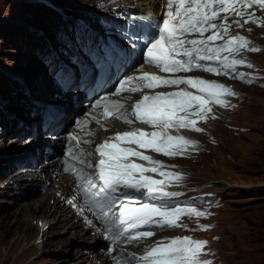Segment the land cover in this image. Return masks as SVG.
I'll use <instances>...</instances> for the list:
<instances>
[{
	"label": "rangeland",
	"instance_id": "1",
	"mask_svg": "<svg viewBox=\"0 0 264 264\" xmlns=\"http://www.w3.org/2000/svg\"><path fill=\"white\" fill-rule=\"evenodd\" d=\"M100 3L101 0H45V3L41 0H0V217L3 216V220L17 205L27 206L44 198L46 189L52 186L50 180L45 190L40 189L39 183L34 187L24 185L28 177L11 179L16 176L10 173L18 172L13 171L15 166L7 169L14 164L12 159L33 150L35 142L24 139L30 132L31 121L38 119L39 107L54 99L61 102L63 109L75 104L72 95L78 92L62 95L48 69L59 61L57 55L66 59L68 53L65 51L75 49L72 29L77 25V16L94 26L98 14L103 12L98 8ZM121 3L119 0L108 7L128 8ZM257 18L259 23L255 20L244 30L252 33L256 45L262 47L261 52L250 54V57L264 69V17ZM85 30L87 28L82 29ZM44 55L51 61L49 67L42 60ZM22 69H25V75L15 77L14 73ZM41 80L49 86L45 87L43 83L41 87ZM233 83L241 92L239 97H235L238 93L234 95L237 106L219 109L206 124L210 132L193 137L195 145H201L193 149V157L176 162L188 174L187 186H206L210 189L203 191L211 190L223 197V206L212 218L216 227L208 232L216 261L220 264H264V86ZM56 92L62 98L55 97ZM45 96H48L47 100ZM32 110L35 111L33 117ZM73 113L79 114L78 111ZM20 120L24 121L23 126H29L18 141L17 132L23 127L18 126ZM95 137L100 140L99 133ZM42 152L37 155L40 157ZM56 193L62 198L61 191ZM49 202L53 203L54 199L50 198ZM21 212L20 207L10 218L16 219ZM76 217L80 216L76 214ZM37 218L32 219L34 225ZM59 218L58 215L44 218V223L49 225L48 235H38L40 244L29 251L26 250L34 243L36 233L30 241L22 238L17 242L13 228L9 232L6 227H1L0 264H98L95 254L102 249L103 236L98 239L89 236L101 233L89 230L90 226L84 224L89 231L79 234L70 230L67 223L58 224ZM52 222L55 228L51 227ZM58 239H62L61 243L56 242Z\"/></svg>",
	"mask_w": 264,
	"mask_h": 264
},
{
	"label": "snow or ice",
	"instance_id": "2",
	"mask_svg": "<svg viewBox=\"0 0 264 264\" xmlns=\"http://www.w3.org/2000/svg\"><path fill=\"white\" fill-rule=\"evenodd\" d=\"M214 5L216 6L214 8ZM251 8L258 5L264 8V0H167V18L162 25L151 24L156 35L150 37L145 44V59L149 64H154L164 72L178 73L190 72L193 69H203L207 72L218 75H228L229 71L235 72L237 65L245 64L242 59L221 57L222 51L238 52L241 48H248L249 51H259V48L248 47L251 44L246 37L241 35L231 36L222 46H212L211 42L216 39H223L227 35L231 24L227 23V15L223 17L221 24L212 23L219 18V13L229 12L243 17L245 13L240 7ZM254 14H249L245 23L252 22ZM256 22H260L257 18ZM239 27H243L239 20L234 21ZM264 26V23H262ZM212 31V35L203 37V34ZM198 33L200 39H184L188 34ZM190 45V47H185ZM201 53H204L201 55ZM179 57H186L181 59ZM200 61H220L223 69H218L211 65H205ZM248 67H252L249 63ZM246 73H239V78L244 80ZM137 82V86L128 87ZM246 82L251 83L252 79ZM187 84L197 88L200 95L192 92L180 90L176 92H158L154 95H145L133 108L132 116L146 125L159 128L161 131L145 132L137 130L134 132L117 133L111 140L97 146L96 151L102 157L98 164V178L102 182L101 192L115 190L117 186L124 185L133 189H147L149 195L174 196L179 193H171L163 190L161 185L164 181L153 179L144 175L145 172H157L167 167L162 161L154 160L152 157L144 155L140 151H135L131 147H122V142L135 143L141 148H151L156 152L167 156L183 155L184 149L188 145H195V141L186 139L183 136H171L167 129L171 127L190 128L200 132L203 129L196 127V120L189 117L195 116L201 120L207 119V114L212 111L210 103L214 102L227 106V101L223 99L226 95H235L231 88L219 84L215 81L205 80L199 77H176L164 78L159 75L143 72L139 76H129L121 81L119 91H140L144 88L153 89L161 85ZM100 102L98 101L97 104ZM116 111L123 105L118 101H108ZM195 109L194 111H190ZM184 113L185 115H181ZM107 105L105 115H113ZM120 118L128 123L132 121L128 116L120 113ZM73 139H76L73 136ZM131 156L139 157L148 161L156 167L147 168L130 160ZM160 175L179 180L181 174L174 172L160 171ZM71 202V201H70ZM206 215L204 212L192 208L164 209L156 204H143L140 207L129 208L124 205L122 216L126 217L129 228H135L141 224L157 223L159 226L178 227L177 220L180 215ZM154 217L160 219L153 220ZM210 225H201L207 230ZM154 235L152 232H139L135 238H144ZM205 240H193L190 237H177L170 244H161L152 247L143 259L151 260V264H211L210 261H201L199 255L205 245Z\"/></svg>",
	"mask_w": 264,
	"mask_h": 264
},
{
	"label": "bare ground",
	"instance_id": "3",
	"mask_svg": "<svg viewBox=\"0 0 264 264\" xmlns=\"http://www.w3.org/2000/svg\"><path fill=\"white\" fill-rule=\"evenodd\" d=\"M121 1H122L121 4H123L125 7L136 9L137 11L139 10V11H142V12L147 11V10L158 11L161 8V5L164 4V0H121ZM230 20L231 19L228 18V21H230ZM65 57L67 59L68 55L66 54ZM48 71H49V69H48ZM25 72H26L25 69L16 71L14 73V76L18 77V78L19 77L21 78V77H23L25 75ZM43 83H44V81L41 80V82H40L41 87H42ZM47 85L49 86V84H47V83L45 84L44 83L43 86L47 87ZM49 93H50V90H49ZM78 95H80V92H78ZM44 99L47 100L48 96H45ZM42 108H43V106L39 107L38 116H37L38 118L40 116V111H41ZM64 110L72 112V113L74 111H76V112L78 111V113L81 114V110L78 109L75 106V104L73 105L72 103L70 104L69 107H67ZM67 119H70V118H67ZM109 123L111 125V124H113L115 122L112 121V120H109ZM27 125H29V124H27ZM27 125L21 127L19 129V131L17 132V135H19V134H21L23 132H27L28 131V128L26 127ZM206 128H209L208 125L206 126ZM210 130H209V132H210ZM114 131L115 130L104 132L103 135L101 136V138H99V139H102L103 137L106 136V134H108V133L111 134ZM94 132H95V130L93 131L92 138H94L96 136V134L98 133L97 130H96L95 134H94ZM177 132L180 135H183L185 137H189L193 141H195V139L191 138V137H194V136L198 135L197 133L186 132L185 130H179ZM39 134L42 135L41 137H44V139L47 140V141H45L46 144H48L50 142V138L47 135L45 136L42 131H39ZM17 135H16L17 140L18 141L21 140V138H18ZM200 146L197 147V148H200ZM42 155H43V152L41 153L40 157ZM16 159H17V157H15V159H12L11 163H14V164H12L7 169V171L9 169H11V168H14ZM51 159L53 161L52 165H49L48 167H44V171L46 172L45 180H50L53 187L50 186V187H48L46 189L47 193L44 196V198H42V199L40 198V200L39 199L35 200L33 203L27 204V206L17 205L16 209L6 213L7 217L4 220L2 219L3 216L0 217V228L1 227H6L7 231H9V229L13 228V231L17 233V235H16L17 237L15 239V241H17V242H20L22 240V238H27L30 241L33 238L34 234L35 233L37 234V236H36V238L34 240V243H32L31 246H29L28 250H26V251L32 250L35 247H37L36 244H40L37 241L38 240V235H40L41 230L43 231L45 229V226L47 225V223H44V218H46V217L47 218H51V217H54V216L58 215L60 217L59 221H58V224L67 223V225H70V230L73 229L75 232H77L79 234H81L83 232L86 233L89 230H93L91 227L89 228V230H88V228H84V224L85 223L83 221L84 220L83 217H79V218L76 217L75 210L70 205H68L66 203V199H68L69 196H73L72 188L74 186V180H73V178L71 176L65 175V174L60 176L59 180H56V178L53 177V173L55 172V169H53L51 172L49 170H50V167H53V168L58 167L59 163H58L56 158L52 157ZM16 171L18 172L16 174H15V172L10 173L11 176H14V175L16 176V178L10 176L11 179L20 180V179H24V178H27V177L29 178L30 177L29 174L27 173V169L16 170ZM9 184H10V181H9V183L7 185V188L9 187ZM26 184H24V185H26ZM56 184H58L57 187L59 188V190L56 188ZM58 191H61V195H65L64 199H61V196H57L56 192H58ZM50 198L54 199L53 203L49 202ZM20 207L22 208V212L20 213V216L17 217L16 219L10 218V216H12L13 214H17L18 213ZM39 214H43L41 216L44 217V218H42ZM34 218L38 219L37 223L35 225L32 222V219H34ZM30 219H31V221H30ZM40 219H41L42 222L40 221ZM39 221L41 222V225H39ZM53 224L54 223L52 222L51 223V227L55 228V226ZM70 230H68L67 233ZM11 231H12V229H11ZM11 231H9V232H11ZM47 231H48L47 229L44 230L42 235H48L49 231L48 232ZM13 235H14V233H13ZM99 236L101 237L103 235L102 234L101 235L96 234L94 236V234H93V236H89V237H91L93 239H98ZM61 241H62V239H58V241H56V242L61 243ZM95 256H96L97 260H99V261L101 260L104 263L109 261V263L111 264V256L106 254V253H104V252H102L101 248L98 251V253L95 254Z\"/></svg>",
	"mask_w": 264,
	"mask_h": 264
},
{
	"label": "clouds",
	"instance_id": "4",
	"mask_svg": "<svg viewBox=\"0 0 264 264\" xmlns=\"http://www.w3.org/2000/svg\"><path fill=\"white\" fill-rule=\"evenodd\" d=\"M251 36L253 37V35H252V33H251ZM255 43H256V41H255ZM259 46V45H258ZM261 47V46H260ZM250 54H253V53H248V52H245L243 55H242V57L244 58V59H249V58H251L250 57ZM252 60V59H251ZM253 61V60H252ZM260 67V66H259ZM262 68V67H261ZM263 69V68H262ZM261 74H264V69L261 71ZM221 80V79H223L224 81H221V82H224V83H227V84H229V85H232L231 86V88L234 90V89H236V90H240L238 87H236V85L233 83V82H236V83H240V84H243V85H246V86H251V85H255V86H259V87H263L264 85H262V83H264V78L263 79H261V82H260V84H256V83H254V84H244V83H242V82H239V81H232V80H230L229 78H227V77H221V76H219V77H216V80ZM222 110H227V109H222Z\"/></svg>",
	"mask_w": 264,
	"mask_h": 264
}]
</instances>
